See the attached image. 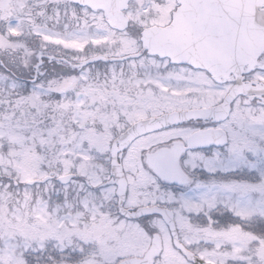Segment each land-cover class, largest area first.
Wrapping results in <instances>:
<instances>
[{
  "label": "snow or ice",
  "instance_id": "obj_1",
  "mask_svg": "<svg viewBox=\"0 0 264 264\" xmlns=\"http://www.w3.org/2000/svg\"><path fill=\"white\" fill-rule=\"evenodd\" d=\"M0 264H264V0H0Z\"/></svg>",
  "mask_w": 264,
  "mask_h": 264
}]
</instances>
